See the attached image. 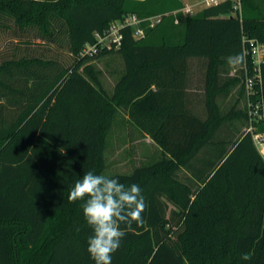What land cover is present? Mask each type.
Segmentation results:
<instances>
[{
    "label": "trees",
    "instance_id": "trees-1",
    "mask_svg": "<svg viewBox=\"0 0 264 264\" xmlns=\"http://www.w3.org/2000/svg\"><path fill=\"white\" fill-rule=\"evenodd\" d=\"M184 1L0 0V264H94L83 201L68 196L86 172L105 175L127 126L159 156L106 175L138 184L147 203L142 224L121 225L112 264H264V157L244 132L238 67L244 36L264 43V0L188 16ZM129 13L164 17L140 39L126 30L119 51L80 56ZM105 55L123 66L112 92L93 64ZM194 60L202 113L188 108Z\"/></svg>",
    "mask_w": 264,
    "mask_h": 264
},
{
    "label": "clouds",
    "instance_id": "clouds-1",
    "mask_svg": "<svg viewBox=\"0 0 264 264\" xmlns=\"http://www.w3.org/2000/svg\"><path fill=\"white\" fill-rule=\"evenodd\" d=\"M242 60L243 56L239 54L228 57L229 64ZM68 200L83 201V216L92 229L87 240V252L94 264H112V256L126 235L121 225L130 229L133 223L142 224V213L147 208L138 184L125 187L118 178L93 171L86 172L74 183ZM242 259L247 261L251 257L244 254Z\"/></svg>",
    "mask_w": 264,
    "mask_h": 264
},
{
    "label": "built area",
    "instance_id": "built-area-1",
    "mask_svg": "<svg viewBox=\"0 0 264 264\" xmlns=\"http://www.w3.org/2000/svg\"><path fill=\"white\" fill-rule=\"evenodd\" d=\"M226 0H202L205 7L218 5ZM235 11L241 14L240 0H235ZM181 12L188 16L192 8L184 6ZM164 15L140 17L129 13L112 22L103 32L95 33V41L86 44L80 52L82 57H92L103 51H119L122 48L125 31L131 29L133 37L145 36L146 29L158 25ZM178 23V20H176ZM243 72L248 124L245 132L252 136L254 145L264 157V98L262 94V64L264 62V43L256 38L243 37Z\"/></svg>",
    "mask_w": 264,
    "mask_h": 264
},
{
    "label": "rangeland",
    "instance_id": "rangeland-1",
    "mask_svg": "<svg viewBox=\"0 0 264 264\" xmlns=\"http://www.w3.org/2000/svg\"><path fill=\"white\" fill-rule=\"evenodd\" d=\"M197 0L187 1L195 2ZM199 13L195 10L193 14ZM235 15H237L235 13ZM111 57V58H108ZM119 56H103L100 59H95L93 64L101 72V80L104 87L112 92L113 87L117 80V72L122 70V62L117 59ZM243 69V64L238 65ZM237 68V65H236ZM191 73L193 74V79L198 83L197 88L201 87L203 83V64L200 60H195L192 62ZM246 129V127H245ZM244 129V132H245ZM115 133V140L118 141L120 147H116L114 153H110L108 150L106 152L107 169L105 170V175H111L116 172L128 173L133 170L134 167L140 165L142 162L147 160V158L158 157V148L151 142L148 138H140L133 131L132 127H121L117 128ZM114 140V141H115Z\"/></svg>",
    "mask_w": 264,
    "mask_h": 264
},
{
    "label": "crops",
    "instance_id": "crops-1",
    "mask_svg": "<svg viewBox=\"0 0 264 264\" xmlns=\"http://www.w3.org/2000/svg\"><path fill=\"white\" fill-rule=\"evenodd\" d=\"M190 0H185L184 6H188L190 8H192L193 12L195 10H198L199 12H201L203 9H205L206 7L204 6V4H202V0H197L195 2H190V4L187 2ZM195 61V60H194ZM190 85H189V100H188V108L193 111V112H204L205 111V102H204V88H203V83L201 85V87L197 88V82L193 79V74L190 72ZM234 75V70L231 71L230 76ZM235 98L234 97V92H232L230 94V96H228L227 99V103L230 105L232 103H235ZM117 130H115L113 132V136H112V141H111V147L109 148L110 153H114L115 148L120 147V144L118 141L115 140V133ZM144 139V138H143ZM146 139V138H145ZM149 139V138H148ZM115 140V141H114Z\"/></svg>",
    "mask_w": 264,
    "mask_h": 264
}]
</instances>
